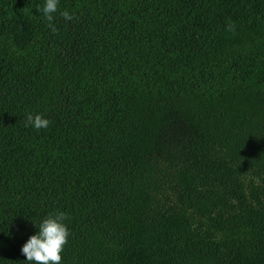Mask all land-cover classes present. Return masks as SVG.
<instances>
[{
  "label": "trees",
  "instance_id": "obj_1",
  "mask_svg": "<svg viewBox=\"0 0 264 264\" xmlns=\"http://www.w3.org/2000/svg\"><path fill=\"white\" fill-rule=\"evenodd\" d=\"M45 3L0 0V264L57 212L60 264H264V0Z\"/></svg>",
  "mask_w": 264,
  "mask_h": 264
},
{
  "label": "clouds",
  "instance_id": "obj_2",
  "mask_svg": "<svg viewBox=\"0 0 264 264\" xmlns=\"http://www.w3.org/2000/svg\"><path fill=\"white\" fill-rule=\"evenodd\" d=\"M59 0H46L43 6V14L49 21V27L55 33L57 29L52 26V14L58 10ZM65 20H72L73 16L68 11L61 12ZM228 31H234L235 25L231 24ZM50 121L42 115L35 116L28 114L25 126L31 125L36 130L47 128ZM67 218L64 212H57L54 216L49 215L39 225L38 232L29 237L27 242L21 247L20 251L25 256L29 264H60L61 252L67 243L69 231L64 224Z\"/></svg>",
  "mask_w": 264,
  "mask_h": 264
}]
</instances>
